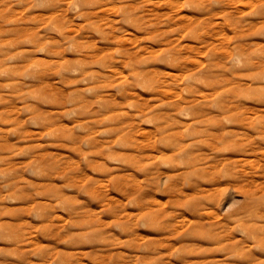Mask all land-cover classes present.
Instances as JSON below:
<instances>
[{
	"label": "rangeland",
	"instance_id": "obj_1",
	"mask_svg": "<svg viewBox=\"0 0 264 264\" xmlns=\"http://www.w3.org/2000/svg\"><path fill=\"white\" fill-rule=\"evenodd\" d=\"M0 264H264V0H0Z\"/></svg>",
	"mask_w": 264,
	"mask_h": 264
},
{
	"label": "bare ground",
	"instance_id": "obj_2",
	"mask_svg": "<svg viewBox=\"0 0 264 264\" xmlns=\"http://www.w3.org/2000/svg\"><path fill=\"white\" fill-rule=\"evenodd\" d=\"M241 1H243V2L245 1V2H247V4H248V3L253 2V1H256V2H257V1H262V0H232V2H233L234 4H235L236 2H241ZM230 5H231V4H230ZM232 5H233V4H232ZM243 7H244V6H243ZM238 10H239V9H238ZM240 11H241V13L244 12V11H243V8H241ZM242 159H243V158H242Z\"/></svg>",
	"mask_w": 264,
	"mask_h": 264
}]
</instances>
